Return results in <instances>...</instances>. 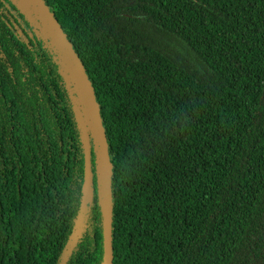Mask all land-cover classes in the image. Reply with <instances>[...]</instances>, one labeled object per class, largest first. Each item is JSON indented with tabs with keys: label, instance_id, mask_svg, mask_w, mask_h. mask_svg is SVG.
<instances>
[{
	"label": "trees",
	"instance_id": "obj_1",
	"mask_svg": "<svg viewBox=\"0 0 264 264\" xmlns=\"http://www.w3.org/2000/svg\"><path fill=\"white\" fill-rule=\"evenodd\" d=\"M41 2L92 89L105 188L89 143L85 195L65 82L0 0V264H264V0Z\"/></svg>",
	"mask_w": 264,
	"mask_h": 264
},
{
	"label": "rangeland",
	"instance_id": "obj_2",
	"mask_svg": "<svg viewBox=\"0 0 264 264\" xmlns=\"http://www.w3.org/2000/svg\"><path fill=\"white\" fill-rule=\"evenodd\" d=\"M22 15L26 24H20L23 29L35 35L52 55L57 70L62 76L70 95L72 109L77 124L83 135L88 137L94 150L98 175V191L103 192L104 145L101 130L96 121L94 100L84 76L81 74L77 61L71 55L65 43L60 38L53 24L35 0H9ZM101 194V193H100Z\"/></svg>",
	"mask_w": 264,
	"mask_h": 264
},
{
	"label": "water",
	"instance_id": "obj_3",
	"mask_svg": "<svg viewBox=\"0 0 264 264\" xmlns=\"http://www.w3.org/2000/svg\"><path fill=\"white\" fill-rule=\"evenodd\" d=\"M35 1L43 9V12L45 13V15H47V17L49 18V20L53 24L55 30L58 32L60 38L65 43V45L68 48V50L70 51L71 55L77 61V64H78L79 69L81 71V74L84 76V78H85V80L87 82V85L90 88L91 95L93 97L92 89H91V87L89 85V82L86 79V76L84 74L83 68H82L78 58L74 55V53H73V51L71 49L70 43L66 40L64 34L62 33L60 27L58 26V24L56 22V20L49 13L47 7L41 2V0H35ZM95 111H96V109H95ZM95 115H96V113H95ZM96 120H97V117H96ZM84 142H85V145H86V155H85V163H84L85 164L84 187H85V195L86 196H90L91 193H92L93 175H92V167H91V155H90V149H89V142H88V139H87L85 134H84ZM105 159H106V157H105ZM108 251H109V239L107 240V253H108Z\"/></svg>",
	"mask_w": 264,
	"mask_h": 264
}]
</instances>
